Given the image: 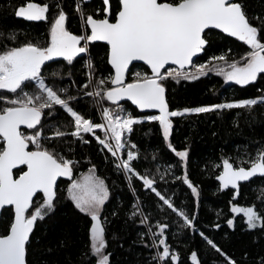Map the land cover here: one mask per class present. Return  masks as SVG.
<instances>
[{
  "label": "snow or ice",
  "instance_id": "snow-or-ice-1",
  "mask_svg": "<svg viewBox=\"0 0 264 264\" xmlns=\"http://www.w3.org/2000/svg\"><path fill=\"white\" fill-rule=\"evenodd\" d=\"M88 3L90 0H74V12L82 29L79 34L67 26L69 14L61 0H53L51 4L24 0L13 9L17 18L48 24L47 39L43 42L40 37H34L20 43L19 33L10 31L5 36L0 32V40H3L0 43V223L6 221L0 232V264H32L29 255L32 243L38 242L35 238L37 224L54 215L60 205V178L69 182L66 199L90 221L85 254L88 264H111L112 253L108 251L106 239L111 221L105 215L106 203L110 201L109 186L97 175L95 165L77 175L79 161L66 155L74 153V144H90L86 136L95 139L101 146L100 151L106 149L114 158V167L127 177L134 193L127 218L139 219L145 229L139 233L140 242L156 250L152 261L178 264L179 253L168 243L166 235L169 225L160 221L153 225L151 213L145 211L139 197L135 196L133 178L162 202L161 209L166 206L182 218V228L195 231V217H190L158 190L154 177L136 170L133 162L140 159L138 146L128 137L134 125L144 120L157 122L167 148L179 158L183 169V175L175 179L181 180L199 197L198 187L187 173L189 150L178 151L170 141L172 118L232 109L251 111L264 105V94L170 110L166 82L169 79L196 80L211 72L242 87L256 82L258 77L264 78L261 75L264 74V14L249 16L241 0H115V8L113 0H102V9L92 14L85 12ZM213 29L243 42L248 51L239 60H230L228 53H223L210 56L205 63H196L194 58L211 47L207 36ZM97 42L106 46L105 62L110 65L107 76L97 77L90 51V46ZM85 56L88 57L84 65L85 81L74 94L70 87L59 83L64 79L62 62L72 66L77 58ZM135 61H142L151 74L137 72L129 81L130 66ZM49 62L58 67L49 71ZM67 76L71 79L70 69ZM85 97L92 98L100 112V122L86 117L79 109ZM121 101H130L141 112L155 110L157 114L146 115L142 120L126 112ZM104 102H110L115 108L104 107ZM61 114L67 118L66 122L60 119ZM98 131L103 132V137ZM126 148L125 158L121 154ZM155 158L153 156V160ZM215 166L222 167L216 176L219 189L235 190L232 199L237 200L241 195V182L264 177V145L238 163L223 158L222 164ZM168 174H171L170 167L160 174L161 180ZM230 205L233 214H243L249 230L264 229V188L259 190L252 205L240 206L232 201ZM118 214L114 209L110 215L115 218ZM234 220L235 216L226 221L229 227H234ZM200 236L224 257L226 264H236L211 238L203 232ZM64 244L61 241V247ZM190 258L192 264H201L195 251ZM260 264H264V258Z\"/></svg>",
  "mask_w": 264,
  "mask_h": 264
},
{
  "label": "trees",
  "instance_id": "trees-1",
  "mask_svg": "<svg viewBox=\"0 0 264 264\" xmlns=\"http://www.w3.org/2000/svg\"><path fill=\"white\" fill-rule=\"evenodd\" d=\"M23 2L24 0H0V32L5 33V36L10 31L19 33L20 43L34 37H40L43 42L47 39V23L29 22L14 16L13 9ZM37 2L51 4L53 0H37ZM241 2L244 3L249 16L264 14V0H241ZM61 3L69 14L67 26L73 33H81V25L74 12V0H61ZM113 5L115 8V0ZM99 9H102V2L99 0H93L85 5L87 14L95 13ZM52 12L54 13L55 9ZM207 38L211 47L196 59L198 64L207 62L212 55L223 53H228L230 60H239L248 51L243 42L215 31H209ZM0 43H3V40H0ZM229 49L231 52H228ZM90 51L97 67V77L101 74L107 76L110 68L105 62L106 46L96 43L90 46ZM85 61L86 57L77 58L72 66L62 62L64 79L59 83L70 87L74 94L78 91V85L85 81ZM50 65L49 71L58 67L53 62ZM69 69L72 71L71 79L67 76ZM137 72L149 75L146 67L135 65L130 68L129 81ZM166 86L170 110L257 98L264 94L261 91L264 90V78L258 77L256 82L242 87L234 83H224L223 77L217 76L214 72L196 80L181 79L176 82L169 79ZM104 105L115 108L109 102H104ZM121 105L134 117L142 119L149 115L138 112L127 103ZM79 109L86 117L99 122L97 109L90 98L85 97ZM60 119L66 122L67 118L61 114ZM172 119L173 131L170 141L178 151L189 150L187 173L192 183L198 187L199 197L194 196L191 189L181 180L175 179L183 175V169L179 158L167 148L157 122L144 120L143 123L133 126L134 131L128 139L137 144L140 155V159L133 163L136 170L154 177L157 180L158 190L172 199L178 208L184 210L190 217H195L196 230L182 228V218L166 206L161 209L159 205L162 202L153 193L146 191L142 187V182L133 178L135 196L139 197L145 211L151 213L153 225L157 221L169 225L166 235L168 243L179 253L178 264H192L190 257L193 251L197 253L201 264H226L224 257L207 245L200 232L211 238L227 256L236 261V264H260L261 259L264 258V229L249 230L243 214H233L230 211V201L240 206L252 205L257 200L259 190L264 188V177L242 184L241 195L237 200H233L234 191L219 189L216 176L222 167L218 168L215 165L222 164L223 158H229L234 164L238 163L240 159H247L249 154H254L258 147L264 145V105H258L251 111L232 109ZM86 139L91 143L74 144V153H66V155L70 159L79 161L77 175L95 165L97 175L104 178L109 186L110 201L106 203L105 215H108L111 221L106 233L108 251L112 253L111 264H156L151 259L156 250L146 248L140 242L139 233L145 229L140 226L139 219L133 221L127 218L129 207L134 202V193L129 187L127 177L114 167L112 162L114 158L106 149L100 151L101 146L91 136H86ZM123 156L126 158L125 153ZM153 156L156 157L155 160ZM244 166L248 167L247 164ZM169 167L171 174L161 180L160 174ZM68 183L66 178L58 181L60 205L54 215L37 224L35 238L38 242L32 243L29 255L32 264H88L85 254L88 252L87 227L90 221L79 214L66 199ZM257 206L259 207V204ZM114 209L119 213L115 218L110 215ZM11 215L9 212L8 217L10 218ZM234 216V227H229L226 221ZM5 224L6 221L0 223V232L3 231ZM216 224L220 227L216 228ZM61 241L65 242L63 247ZM48 249H51V252Z\"/></svg>",
  "mask_w": 264,
  "mask_h": 264
},
{
  "label": "water",
  "instance_id": "water-1",
  "mask_svg": "<svg viewBox=\"0 0 264 264\" xmlns=\"http://www.w3.org/2000/svg\"><path fill=\"white\" fill-rule=\"evenodd\" d=\"M91 1H93V0H90V2H91ZM99 1L102 2V0H99ZM209 31H215V32H218V33L222 34L223 36L227 37L226 34L221 33L219 30H215V29H213V30H209ZM228 38L235 39V38H232V37H228ZM97 43L104 45L102 42H97ZM201 55H202V53L198 56V58H199ZM196 59H197V58H194L195 61H196ZM49 63H52V62H49ZM135 65H141V66L146 67V68L148 69V71H149V75L151 74L150 69H149L146 65H144L142 61H135V62H133V65H131L130 68H132V67L135 66ZM108 66H109V68H110V65H108ZM173 67H174V66H173ZM189 69H190V68H189ZM189 69H188V70H189ZM109 103H110V102H109ZM120 103H121V104H123V103H127V104H129L132 108H134L135 110H137L138 112L143 113V114H157L155 110H145L144 112H141V111H140L139 109H137L134 105H132L130 101H121ZM110 104H111V103H110ZM256 178H260V177H253L250 181H252V180H254V179H256ZM60 179H61V178H60ZM216 181H217V183H218V185H219V181H218L217 179H216ZM250 181H249V182H250ZM249 182H241V185H242V184L249 183ZM226 190L235 191V190H233V189H231V188H229V189H225V190H223V191H226Z\"/></svg>",
  "mask_w": 264,
  "mask_h": 264
},
{
  "label": "rangeland",
  "instance_id": "rangeland-1",
  "mask_svg": "<svg viewBox=\"0 0 264 264\" xmlns=\"http://www.w3.org/2000/svg\"><path fill=\"white\" fill-rule=\"evenodd\" d=\"M86 57V60L88 59V57L87 56H85ZM189 71H194V69H192V68H190L189 69ZM223 77V76H222ZM223 80H224V77H223ZM224 83H226V84H231V83H234V82H226L225 80H224ZM235 84V83H234ZM91 99V101L93 102V100H92V98H90ZM104 107H108V106H105V105H103ZM98 113V112H97ZM144 118H142V120H143ZM97 134L98 135H100L101 137H103V132H100V131H98L97 132ZM126 149H125V151H124V153H125V155H126ZM121 155H123V153L121 154Z\"/></svg>",
  "mask_w": 264,
  "mask_h": 264
},
{
  "label": "built area",
  "instance_id": "built-area-1",
  "mask_svg": "<svg viewBox=\"0 0 264 264\" xmlns=\"http://www.w3.org/2000/svg\"><path fill=\"white\" fill-rule=\"evenodd\" d=\"M96 109H97V112H98L99 122H100V112H99L98 108H96Z\"/></svg>",
  "mask_w": 264,
  "mask_h": 264
}]
</instances>
